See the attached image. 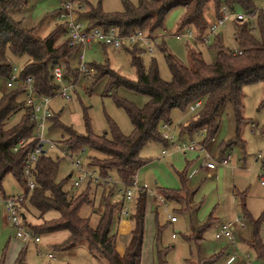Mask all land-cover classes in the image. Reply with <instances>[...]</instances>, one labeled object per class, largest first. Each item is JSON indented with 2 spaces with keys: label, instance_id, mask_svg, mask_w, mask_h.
I'll list each match as a JSON object with an SVG mask.
<instances>
[{
  "label": "rangeland",
  "instance_id": "1",
  "mask_svg": "<svg viewBox=\"0 0 264 264\" xmlns=\"http://www.w3.org/2000/svg\"><path fill=\"white\" fill-rule=\"evenodd\" d=\"M67 0H25L21 7L11 8L10 15L17 21H21L27 28L38 27V34L45 37L59 27L60 22L55 18L58 7ZM138 4L140 0H129ZM80 12L88 10L91 6L101 7L104 12H121L124 9L123 0H79ZM259 9H264V0H255ZM240 13V9L234 11ZM187 8L177 6L171 9L165 17L163 27L152 31V22H148L142 28L144 39L131 45L124 41L125 47L120 50L105 47L101 44H92L84 53L83 64L91 66L104 65L115 70L124 77L136 81L138 74L132 64L130 50L135 47L140 51L144 66L148 69L153 59L156 60L161 77L171 80L172 74L166 61L164 46L170 53L184 63H193L192 51L201 53L207 63H213L217 57L216 46L221 43L228 51H238L240 45L236 40V19L232 17L226 23L212 32L210 25L218 18L215 7L210 2L205 9V17L208 26L200 30L196 25H188L181 29L182 19L186 15ZM191 33V36L189 35ZM181 35V38H178ZM204 38L206 39L204 41ZM62 41L63 37L60 38ZM203 39V40H202ZM152 48V51L149 50ZM17 67H22L20 62H15ZM79 50L69 60V67L65 69V82L70 85V99L56 96L52 99V109L56 114L58 123L54 121L48 124L47 137L54 140L57 148L51 150L50 155L59 160L58 181L66 180L65 189L75 194L90 190V204H85L80 210V215L90 219L93 227H96L104 209V203L110 199L113 202L122 203L126 185L121 184L119 175L115 169L111 170L107 177L111 178L109 184L96 183L87 179L74 189L73 180L69 176L72 168L71 154L66 150L65 140L69 138L65 130L71 127L79 134L87 135L90 131L96 136L107 134L111 136L112 125L118 126L125 135L132 134L133 123L126 110L116 102L115 95L125 98L138 107H144L150 100L146 95L137 93L125 87L113 90L112 94H106L110 77L104 75L97 79L98 73L80 72ZM64 67V63L61 64ZM67 70V71H66ZM4 88V87H3ZM8 92V89H2ZM244 107L243 120L238 123L231 102L228 100L221 107L218 120L219 131L214 138L204 143L207 134H194L193 139L203 142L210 154L219 159L226 155L229 164L220 165L218 176H211L210 170L201 167L202 154L199 150L179 152L172 145H165L160 141H148L140 151V157L147 163L137 172V182L140 187L146 184L148 192L146 229L144 238L143 264H157V245L159 249L166 251L164 259L166 264H194L204 259L203 264H263L256 252L251 247L253 223L243 213L242 204L245 199L247 209L252 218L258 219L264 212V84L253 83L246 85L243 90ZM21 113L16 115L19 118ZM194 112L175 108L170 113V133L179 139L184 126L192 120ZM198 130H196L197 132ZM238 131V132H237ZM161 132H167L161 127ZM239 134V140L231 146L223 147V144L235 140ZM188 134H182L181 138L189 141ZM167 149V155L163 150ZM224 153V154H223ZM72 157H80L86 169H92L101 176L97 166L92 165L104 158L101 154L90 150L88 147L82 153L72 154ZM182 176L186 177L188 185L197 193L194 203L195 212L186 211L185 205L178 202H166L159 195H151L160 189H179L182 186ZM5 196L0 194V200L10 197L22 191V187L12 173L5 175L3 182ZM132 188V187H131ZM137 192L131 202L126 201L125 206L130 213L136 211ZM237 194V195H236ZM113 195V196H112ZM57 213L48 215V219L56 217ZM177 217V223H171L170 218ZM11 214L4 203H0V263L1 264H110L98 252L90 249L87 240H81L71 250H60L58 245L70 236L68 230H60L37 236L32 231V237L24 239L18 236V229L10 222ZM118 211L112 225V232L117 233ZM210 217L219 219L220 223H228L240 218L245 224L243 229L240 224L235 226L231 239H217L216 225H212L204 234V238L197 242L189 239L193 233V227L200 226ZM30 223H40L30 214L27 216ZM157 224L161 227L158 236ZM264 227V224H263ZM242 228V229H241ZM24 228L22 231H29ZM158 236V240L157 239ZM50 254L54 257L50 258ZM218 254L216 259L209 258ZM249 255V257H248ZM208 259V260H207Z\"/></svg>",
  "mask_w": 264,
  "mask_h": 264
},
{
  "label": "trees",
  "instance_id": "2",
  "mask_svg": "<svg viewBox=\"0 0 264 264\" xmlns=\"http://www.w3.org/2000/svg\"><path fill=\"white\" fill-rule=\"evenodd\" d=\"M210 2L215 7L217 18L223 15L222 9L225 6L233 11L239 8L240 12L244 13L258 9L254 20L236 19L235 36L242 53L228 51L219 43L216 46L217 57L213 63H207L201 53L192 51L193 63L188 65L161 46L172 74L169 81L161 77L155 59L150 68L144 66L140 51L136 47L129 51L138 74L136 81L124 77L108 66L93 65V69L98 73L97 79L104 75L110 77L106 94L111 95L113 90L125 87L148 96L150 100L144 107H138L131 101L115 95L117 104L126 110L133 123L132 134H123L115 124L112 125L111 136L94 135L89 124L87 135L67 127V150L81 153L88 147L101 154L104 158L92 164L97 166L101 176L106 177L115 169L123 185L128 186L135 180L139 169L147 163L140 157L143 146L151 140L168 145L162 136L161 127L164 123H171L170 113L173 109L187 110L195 102L202 101V106L194 112L192 120L184 126L182 132L193 136L196 130L206 128L207 137L204 143L218 133V116L226 101L231 102L238 123L243 120L244 87L253 83L264 84V9L257 8L255 0H140L138 4L123 0L124 9L121 12L107 13L101 7L91 6L88 10L80 12V16L90 26L108 28L116 25L122 33L145 28L151 21L154 31L163 27L165 17L171 9L184 6L187 12L182 19L181 29L193 24L203 30L208 26L205 9ZM24 4L25 0H0V194L4 196L2 182L8 173L14 175L22 191L27 190V179L24 175L26 154L37 143L34 136L35 124L30 118L29 108L24 105L23 88L2 92L4 78L11 74L15 62H20V80L32 76L39 92L54 95L56 86L52 82L51 68L55 64L64 63V70L66 66L68 69L69 60L79 50L78 46L70 45L65 39V29L62 25L49 35L41 37L38 27L27 28L21 21L15 20L9 10ZM18 113L21 115L16 119ZM53 121L54 125L58 123L56 114ZM237 140L239 134L235 140L223 144V147L231 146ZM59 165V160L47 155L42 156L34 166L33 177L36 186L27 194L23 203L26 225L36 235L68 230V239L57 246L60 250H71L79 241L87 240L90 249L98 252V256L110 264H142L148 192L144 190L139 193L133 215L134 227L124 254H121L118 250V235L112 232L117 204L110 199L106 200L99 222L93 227L89 218L80 215L82 206L91 202L90 190L73 197L70 191L65 189L66 180L58 181ZM192 194L186 177L182 176L181 188L163 189L161 196L166 202L188 205ZM243 210L253 223L249 244L264 264V243L261 237L264 212L258 219H254L246 212L245 203ZM51 213L57 215L48 219ZM30 214L41 222H28L27 216ZM212 224L213 219L210 218L202 226L194 228L189 239L200 245L205 232ZM157 232L159 236V224ZM158 236L156 240L159 239ZM157 248V264H166V251L159 249L158 245ZM218 256L215 254L209 259L213 261ZM203 261L204 259H201L197 263H191L203 264Z\"/></svg>",
  "mask_w": 264,
  "mask_h": 264
},
{
  "label": "built area",
  "instance_id": "3",
  "mask_svg": "<svg viewBox=\"0 0 264 264\" xmlns=\"http://www.w3.org/2000/svg\"><path fill=\"white\" fill-rule=\"evenodd\" d=\"M79 0H67L62 2L57 9L56 19L60 22L65 29V39L69 42L70 45L78 46L79 50H85L87 47L92 44H101L106 47H111L116 50L123 49L125 47L124 41L127 40L131 45H136L137 42L141 39H144V35L142 33V29H135L130 33H122L119 26H110L108 28H103L99 26H90L86 20L81 18L80 11L81 7L79 6ZM223 15L218 18V20L210 25L211 31H216L219 27L223 26L226 21L235 17V19L239 20H254L256 17V13L258 9H254L249 13L240 12L238 14H234L228 11V7H223L222 9ZM191 36V33H189ZM178 38H181V35H178ZM203 40V39H202ZM206 39L204 38V41ZM149 50L152 51V48L149 47ZM237 53H242V50L239 49L235 51ZM84 53L80 54V67L78 70L82 73H91L94 72V69L90 66L83 64ZM51 77L52 82L56 86L54 95H47L39 92L36 89L34 79L32 76H28L27 78L20 80L19 79V68L17 65H14L11 74L4 78V88L9 90H14L16 88H23L25 92V102L24 105L29 108L30 118L34 122V136L37 139V143L34 147H32L26 154V163L24 165V175L27 179V190L21 191L19 193L13 194L10 197H5L3 200H0V203L3 202L7 211L10 212V222L13 226H15L18 231V236L23 237L25 240L32 237V230L26 225L23 203L26 200V196L32 190L35 189L36 183L34 180L33 169L38 160L42 156L50 155L51 150L57 148V144L54 140L47 137L48 132V124L53 121L54 111L52 109V99L56 96H61L65 99H70V85H67L65 82V70L64 67L60 64H55L51 68ZM1 81V77H0ZM202 106V101L199 100L190 106V111L195 112ZM163 128L167 130V132H162V136L165 140H167L168 145H172L175 151L186 152L199 150L202 154V163L201 167L209 170L217 169L220 165L226 166L229 164V157L223 156L219 159L213 157L210 152L207 150L206 145L203 142H199L193 139L194 136H189V141H185L184 139L179 137L176 140L174 134L170 133V124L164 123ZM201 132L202 135L206 134V128L198 130L194 134H199ZM167 145V146H168ZM18 149V148H17ZM16 149V150H17ZM69 154H71V162L73 170L69 174V176L73 180L74 189H77L81 183L87 179L95 181L96 183L109 184L111 182L110 177L99 176L96 171L92 169H86L83 165V162L80 157H72L73 153L70 150H66ZM84 152V149L81 153ZM167 149L163 150V155H167ZM121 184H123L121 182ZM264 184V180L262 181ZM127 189L123 194V203L120 208V217L121 219L130 214L129 208L125 206L126 201L130 202L137 192H142L146 190L138 185L137 177L132 182V184L128 185ZM132 187V188H131ZM154 195V194H153ZM74 197L75 194H72ZM163 200L164 198L160 196ZM165 200V199H164ZM171 220L177 221V217L172 216ZM240 218H237L235 221L222 223L216 228V238H228L231 239L233 237V231L237 224H240L241 227H245L243 222H240ZM29 228L23 232L24 228ZM32 231V232H31ZM34 233V232H33ZM36 241H39L40 238L38 235L35 237ZM54 255L50 254V258H53Z\"/></svg>",
  "mask_w": 264,
  "mask_h": 264
},
{
  "label": "crops",
  "instance_id": "4",
  "mask_svg": "<svg viewBox=\"0 0 264 264\" xmlns=\"http://www.w3.org/2000/svg\"><path fill=\"white\" fill-rule=\"evenodd\" d=\"M208 21V20H207ZM209 23V22H208ZM104 46V45H103ZM106 47V46H105ZM88 48V47H87ZM86 48V49H87ZM79 53L81 54V53H83L81 50H79ZM224 154V153H223ZM223 156H226V155H223ZM220 167V166H219ZM219 167L217 168V169H214V170H210V175L213 177V176H218V174H219ZM209 170V169H208ZM136 177H137V175H136ZM144 187H146V184L144 183L143 184V187L142 188H144ZM182 187V186H181ZM188 187H189V189H191L192 191H193V194L190 196V198H189V204L187 205V204H185V203H183V205H185L184 207V209L186 210V211H189L190 213L191 212H195L196 210H197V207H196V205H195V203H194V197H195V195H196V193H197V190H194L193 188H192V186L190 185H188ZM162 190L163 189H160V190H158L157 192H155L154 193V195L152 194L151 196L152 197H155V195H159V196H161V193H162ZM237 195V194H236ZM113 196V195H112ZM244 200V202L243 203H245V199H243ZM112 201V200H111ZM113 202V201H112ZM131 202V201H130ZM114 203H116L117 204V208H116V212L118 211V219H117V235H118V250H119V252L121 253V254H124V251H125V246H126V244L128 243V241H129V238H130V234H131V231L133 230V227H134V220H133V215L134 214H132V213H130L128 216H125L124 218H122L121 219V217H120V208H121V206H122V203H123V201H122V203L120 204L119 202H114ZM135 205H137V202L135 203ZM245 207H246V204H245ZM242 208H243V204H242ZM244 211V210H243ZM246 212L250 215V216H252V214L250 213V211L247 209V207H246ZM244 213V212H243ZM246 216V215H245ZM210 218H212L213 219V224L212 225H216L217 224V226L218 225H220V224H222V223H220L219 222V219L218 218H215V217H210ZM178 218H177V221H172L171 220V218H170V221H171V223H177L178 222ZM209 220V219H208ZM205 224V223H204ZM264 224V223H263ZM203 225V224H202ZM202 225H200V226H202ZM245 225V224H244ZM200 226H197V227H193V230H194V228H198V227H200ZM212 227V226H211ZM217 228V227H216ZM243 229L245 228V227H242ZM241 228V229H242ZM261 237H262V240H263V243H264V227H263V225H262V227H261ZM226 239H228V238H226ZM251 239H252V237H251ZM144 251V250H143ZM248 257H249V255H248ZM143 258H144V252H143V257H142V264H143Z\"/></svg>",
  "mask_w": 264,
  "mask_h": 264
},
{
  "label": "water",
  "instance_id": "5",
  "mask_svg": "<svg viewBox=\"0 0 264 264\" xmlns=\"http://www.w3.org/2000/svg\"><path fill=\"white\" fill-rule=\"evenodd\" d=\"M25 217V216H24Z\"/></svg>",
  "mask_w": 264,
  "mask_h": 264
}]
</instances>
